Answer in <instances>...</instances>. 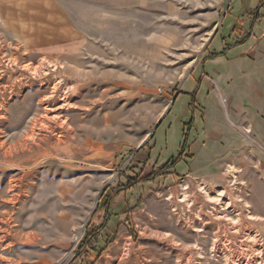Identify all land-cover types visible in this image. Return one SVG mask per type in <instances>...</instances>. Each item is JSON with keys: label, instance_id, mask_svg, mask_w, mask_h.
Listing matches in <instances>:
<instances>
[{"label": "rangeland", "instance_id": "rangeland-1", "mask_svg": "<svg viewBox=\"0 0 264 264\" xmlns=\"http://www.w3.org/2000/svg\"><path fill=\"white\" fill-rule=\"evenodd\" d=\"M263 6L0 0V264H78L111 193L94 264H264Z\"/></svg>", "mask_w": 264, "mask_h": 264}, {"label": "trees", "instance_id": "trees-1", "mask_svg": "<svg viewBox=\"0 0 264 264\" xmlns=\"http://www.w3.org/2000/svg\"><path fill=\"white\" fill-rule=\"evenodd\" d=\"M256 14L257 15H256L255 19H257L260 16L258 11L256 12ZM237 43H241V41H238ZM223 51L224 50L218 51L217 53H213L212 56L209 57L208 59H213V57L222 55ZM186 94H188L190 99H192V107H194V105L196 104V99H195L196 91L194 90V91H192L190 93H186ZM190 124H191V122L186 124L187 129L189 131L191 130L189 128ZM188 130H186V131H188ZM187 136H188V133L185 132L184 136H183L184 142L186 141ZM150 147L152 148V146H150ZM179 161H180V159L178 157L172 158L171 160H168L167 162H165L161 166V168L165 169V172H168L166 170L171 168V166L174 163H177ZM128 180L129 181L124 186V187H126L125 190H127L128 188H131L134 185H137L138 183L143 184L145 181L147 182L149 180V178L145 177V178L141 179L140 181H137L134 183H132V182L136 181V179H133V177H128ZM112 200H113L112 193L108 194L107 198H105V200L101 202V205H99L103 208V214H102V217L100 219L101 220L100 223L97 225H94L90 228H87L85 230L84 238L80 241V244L78 246V251H80L82 249H84L85 251L82 252L81 259H80V262L78 264H94L98 260V257L100 256L103 249L106 247L105 245H99V240H100V237L102 236L101 235L102 230H104L106 228L107 223L110 221V218L112 216L111 209L114 207V205H112L113 204ZM133 206H135V205L129 204L127 209L132 208ZM127 209H126V211H127ZM124 210H122L121 213H123ZM116 214H120V213H114L113 215L116 216ZM124 220H125V223L128 224V220L127 219H124ZM89 226L90 225H88V227Z\"/></svg>", "mask_w": 264, "mask_h": 264}, {"label": "crops", "instance_id": "crops-1", "mask_svg": "<svg viewBox=\"0 0 264 264\" xmlns=\"http://www.w3.org/2000/svg\"><path fill=\"white\" fill-rule=\"evenodd\" d=\"M260 16H264V6L260 8ZM260 21V18L259 19H256V23ZM252 32V30H251ZM250 32V33H251ZM205 76L201 77L198 81V83L196 84L197 86H195V88H192L190 90V92L192 91H196V96L199 95L200 91L203 90V86L205 87V89L209 92H212L211 94L213 96H221L220 98L222 99V101L224 100V98H222V95H224V93L226 92V88L224 87L223 89L220 87V84L217 83V79L215 78H211L209 77L206 73H204ZM184 92V91H183ZM189 91H185L184 93H187ZM183 93V94H184ZM181 94V93H180ZM179 95V94H178ZM177 95V96H178ZM212 97V96H211ZM235 107H239L238 104L236 103L235 104ZM186 133H188V136H187V141L189 142L190 141V150H192V148H194L195 146L199 147L198 145H196L195 143L198 142L200 143V147L198 149H200L201 147H204L208 144V142L211 140L213 141V138L210 136V135H207V132L204 130L203 133H201L200 135H191V139L189 140V135L191 134V130L190 131H186ZM201 136V137H200ZM178 138L179 140L181 139V141H183V136H182V131L178 134ZM180 141V143H181ZM261 149L264 151V147L262 145H260ZM252 154V153H251ZM192 157H194V155L192 154ZM232 161L234 160L231 159ZM240 162L242 161L241 159L239 160ZM262 164V168L264 167V160L263 159H259L258 158V164ZM169 173V172H168ZM223 173V172H222ZM222 173H216V175H208L206 177H204L205 179H208V180H217L218 177L221 178V174ZM177 176H181V175H184L182 173H176ZM263 177H264V172L261 174ZM174 181V180H173ZM172 181V182H173ZM171 182V183H172ZM262 215V214H261ZM115 242H113L112 244H114ZM118 250L119 249H116V250H110L109 248H106L104 252H102V255L100 256V260L102 258V262L103 263H111L112 261H114L113 263H115L116 260H114V258H116L117 256V253H118Z\"/></svg>", "mask_w": 264, "mask_h": 264}, {"label": "bare ground", "instance_id": "bare-ground-1", "mask_svg": "<svg viewBox=\"0 0 264 264\" xmlns=\"http://www.w3.org/2000/svg\"><path fill=\"white\" fill-rule=\"evenodd\" d=\"M229 172H231V174H233V170H230ZM230 174V175H231ZM17 193V192H16ZM15 197V196H14ZM221 206V205H220ZM230 210V209H229ZM8 234V233H7ZM3 237V236H2ZM1 238V237H0ZM25 238H27V240L28 241H30L31 239H30V237H29V235L27 234V236L25 237ZM118 242V241H117Z\"/></svg>", "mask_w": 264, "mask_h": 264}]
</instances>
